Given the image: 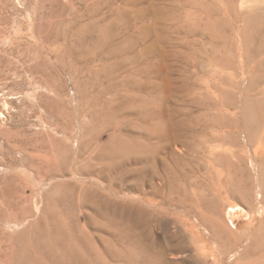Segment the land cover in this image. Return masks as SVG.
<instances>
[{
  "label": "rangeland",
  "instance_id": "374dc122",
  "mask_svg": "<svg viewBox=\"0 0 264 264\" xmlns=\"http://www.w3.org/2000/svg\"><path fill=\"white\" fill-rule=\"evenodd\" d=\"M258 14L264 15L262 0H0V264H37L33 241L44 242L43 229L55 227L53 215L62 214L60 183H75L76 194L89 181L109 190L112 179L91 175L100 163L87 158L114 128L136 134L158 120L172 134L181 116L192 126L183 146L191 166L202 179L210 169L215 179L220 173L217 187L229 186L228 197L218 198L219 218L235 235L229 241L220 234L226 264H264V18L257 21ZM74 167L89 175L73 177ZM56 170L66 173L49 176ZM134 184L125 177L113 198L136 200ZM88 193L75 211V238L98 237L89 219L101 196ZM209 197L202 208L211 216ZM232 206L239 211L234 217ZM63 216L65 227L73 223ZM95 246L100 264H128L111 250L104 254L100 242ZM196 247L189 241L166 258L195 264ZM75 264L97 263L88 257Z\"/></svg>",
  "mask_w": 264,
  "mask_h": 264
},
{
  "label": "bare ground",
  "instance_id": "6f19581e",
  "mask_svg": "<svg viewBox=\"0 0 264 264\" xmlns=\"http://www.w3.org/2000/svg\"><path fill=\"white\" fill-rule=\"evenodd\" d=\"M241 1L251 2V0ZM261 18H264V15L258 14L257 21ZM261 27H264V23L259 25V28ZM132 112L139 114L137 117L141 115L144 119L142 110L134 109ZM249 113L253 117V112ZM112 115V113L107 114L109 118ZM148 121L147 127L150 130H146L147 132L123 133L121 128H114L116 131L107 143L99 144L100 151L87 158L90 164L95 161L100 163L97 168L90 170L91 175L105 180L112 179L109 190L99 188L93 181H89L85 185L81 183L79 194H76L75 183L59 184L62 189L59 190L64 191L63 189L66 188V192H60L56 210L70 218V222L73 223L65 227L61 217L63 215H53L58 222L53 228L45 226L42 232V236H45L44 242L38 237L33 241L31 255L37 264H75L77 261L87 263L88 257L100 264L103 256L98 254L95 246L97 241L104 247V254L110 255L111 250L113 256L128 264H184L185 261H180L179 256H171L173 260L169 261L166 256L172 250L183 252L185 244L189 241H192L195 247L198 244L202 245L196 247L199 257L195 264H226L227 251L221 243L223 241L220 234L223 233L229 241L235 240V235L219 218L218 198L228 197L227 193L230 194L228 184L225 183L224 189H221L215 183L220 179V173L216 172L218 177L215 179L214 171L210 169L202 179L195 166H191L193 157H190L183 148L190 142L186 133L192 130L189 118L179 117L174 123L177 124L176 131L172 134L166 133L163 129L165 125L158 120H155L156 123L152 120L149 121L150 123ZM193 134L188 136L193 137ZM104 167H108V171L104 172ZM80 171L81 168L75 172L74 167L70 172L73 177L77 174L89 175V173L82 175ZM65 173L64 170H56L49 173V176ZM125 177H131L136 181V184L129 188L137 190L136 200L126 202L113 198L117 192H114V188ZM157 177L161 179L162 184L155 181ZM89 189L96 190L101 196V203L92 206L94 215L89 219V223L97 230L98 237L85 234L75 238V211L78 209L77 205L86 204L85 198L89 194ZM206 194H210L207 203L212 205L211 216L205 214L202 208V200L206 201ZM157 197L161 198L158 199L159 202L156 201ZM107 202H113L114 207L111 208L110 204H106ZM158 203L169 204L175 208L168 210L165 209L166 206L164 208L162 205L158 206ZM230 210L228 214L234 217L238 209L232 206ZM154 220L160 231L154 228L152 224ZM170 223L173 225L170 226ZM203 224L207 226L205 230L201 229ZM134 225L137 226L133 227ZM68 227H72L73 234L68 232ZM41 245L45 249H42ZM84 245H87L83 251L88 257L80 248ZM115 248L118 249L114 252ZM236 261L238 257L235 258L234 263Z\"/></svg>",
  "mask_w": 264,
  "mask_h": 264
}]
</instances>
